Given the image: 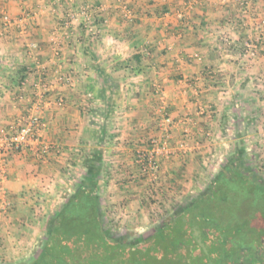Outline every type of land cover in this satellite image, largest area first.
Wrapping results in <instances>:
<instances>
[{
	"label": "crops",
	"instance_id": "0c3cea01",
	"mask_svg": "<svg viewBox=\"0 0 264 264\" xmlns=\"http://www.w3.org/2000/svg\"><path fill=\"white\" fill-rule=\"evenodd\" d=\"M68 10L77 16L65 31ZM5 16L13 23L2 33ZM263 17L264 0H0V137L38 108L42 140L54 149L45 159L9 155L0 252L28 250L95 161L110 174L99 182L112 192V214L142 220L152 185L129 176L135 153L156 135L160 93L171 141L187 145L162 164L160 183L192 193L209 172L206 158L237 151L229 137L244 121L239 109L247 122L249 113L264 119V47L244 56Z\"/></svg>",
	"mask_w": 264,
	"mask_h": 264
},
{
	"label": "trees",
	"instance_id": "16d2710c",
	"mask_svg": "<svg viewBox=\"0 0 264 264\" xmlns=\"http://www.w3.org/2000/svg\"><path fill=\"white\" fill-rule=\"evenodd\" d=\"M96 162L50 217L40 249L18 264H264V179L243 149L208 189L137 237L107 229Z\"/></svg>",
	"mask_w": 264,
	"mask_h": 264
},
{
	"label": "rangeland",
	"instance_id": "374dc122",
	"mask_svg": "<svg viewBox=\"0 0 264 264\" xmlns=\"http://www.w3.org/2000/svg\"><path fill=\"white\" fill-rule=\"evenodd\" d=\"M162 93H160L161 95ZM165 97V96H164ZM166 99V97H165ZM200 112L202 115H205L207 112L206 108L202 107ZM239 117L237 119L244 120L241 122L236 121L235 124L236 128L233 129L232 135H230V140H233L232 142L233 147L238 149H243L245 156L247 158L246 167L251 168L254 170V172L262 177L264 179V119L261 120L258 117H254L252 113H249L251 115L249 117L248 122L245 120V118L248 116L247 109L240 108ZM264 117V116H263ZM256 118L258 121H256ZM236 119V120H237ZM253 119V120H252ZM251 121V122H250ZM250 122V123H249ZM240 123V124H239ZM253 123V125H252ZM243 124V125H242ZM230 132V134H231ZM186 134H190V132H185ZM160 131L157 129L156 135L154 137L160 136ZM153 138V137H152ZM213 138V132L207 131L205 133V141L206 143H210L211 139ZM151 139V138H150ZM227 150L226 147H222L219 151ZM231 150V149H230ZM217 152V151H216ZM234 152V151H233ZM233 152L229 153L227 156L225 155V159L223 160L220 156L221 152L218 154H215L214 157L210 155L209 158H206V170L209 171L206 173V176L202 180V182L198 183V186H195L191 189L192 193H184L179 192V188H175L173 185L166 186L165 183L161 184L160 178L159 183L156 185H152L150 187L149 194H148V206L146 212H144L142 220H136L131 218L130 214L124 216H114L112 213L114 212V204H112V192L109 191V186H105V188L100 187L99 180L105 179L106 177H109L110 174L108 172H103L100 170V166L97 165L95 180L97 181L98 186L100 187V197H101V209L103 211V214L105 216V221L107 224V229L115 234H133L134 236H146L150 233L152 230V227L157 223L158 221L162 220L163 217L169 215L176 209L180 207V205L184 204L186 200L191 199L192 197H195L199 195V193L205 191L208 189L213 180L216 178V176L220 173V171L224 168V166L227 164L228 160L231 158V156L234 154ZM136 154V153H135ZM222 155V154H221ZM134 173L135 176L131 174L129 176V181L133 182L135 179L138 178V170L135 167ZM100 176H103L104 178L100 179ZM83 177H81L77 183L73 184V186L70 188L72 192L76 188V186L82 181ZM166 190H168V196L166 197ZM165 195H164V194ZM71 193L65 191L61 194L60 200L58 203H56L57 207L54 210V215L59 209L63 207V205L66 202V199L69 197ZM171 202H170V201ZM51 215V216H52ZM129 217V218H127ZM50 219V218H49ZM49 220L45 223V228L41 232L40 236L37 237V240L33 243L30 248H24L23 251H16L14 254H7L4 256L3 252H0V264H18L20 261L24 259L31 258L37 251L40 249V246L42 244V240L45 237L46 234V228ZM3 238L0 237V247L3 245L2 242ZM8 253V252H7Z\"/></svg>",
	"mask_w": 264,
	"mask_h": 264
},
{
	"label": "built area",
	"instance_id": "2783aa9c",
	"mask_svg": "<svg viewBox=\"0 0 264 264\" xmlns=\"http://www.w3.org/2000/svg\"><path fill=\"white\" fill-rule=\"evenodd\" d=\"M76 16V11H66L61 22V28L68 31L72 27ZM125 17L129 20L133 18L132 12L126 7ZM12 23L13 20L9 16H5L2 33L6 32ZM259 27L261 38L245 44V57L254 58L260 48L264 47V17L260 21ZM37 85L40 86V83ZM164 96V94L160 95V120L157 126L161 134L160 136L151 138L145 148L136 152L133 159V163L138 170V178L153 186L159 183L162 164L167 160L177 157V155L186 150L187 146L184 141L173 143L169 137L173 121L166 112V100ZM37 109H34L27 116L19 120L11 133L0 137V174L3 176L7 173L6 164L8 163L10 154H26L30 152L40 155L41 159H45L54 150L51 144L42 140L44 123ZM8 207L9 203H7Z\"/></svg>",
	"mask_w": 264,
	"mask_h": 264
}]
</instances>
